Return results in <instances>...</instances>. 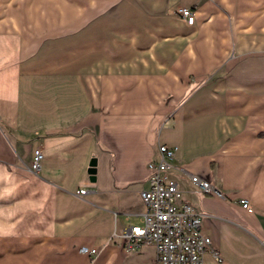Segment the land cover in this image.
Listing matches in <instances>:
<instances>
[{"label":"crops","instance_id":"0c3cea01","mask_svg":"<svg viewBox=\"0 0 264 264\" xmlns=\"http://www.w3.org/2000/svg\"><path fill=\"white\" fill-rule=\"evenodd\" d=\"M163 143L204 263L264 264V0H0V264H159L122 234Z\"/></svg>","mask_w":264,"mask_h":264},{"label":"built area","instance_id":"2783aa9c","mask_svg":"<svg viewBox=\"0 0 264 264\" xmlns=\"http://www.w3.org/2000/svg\"><path fill=\"white\" fill-rule=\"evenodd\" d=\"M178 13L189 24L194 23L196 16L191 7H179ZM175 153V146L159 144L158 156L149 161L150 186L141 192L146 210L139 224L124 229V246L133 251L143 244H154L159 264H205L204 254L212 249V241L202 230V214L183 199L178 182L169 176ZM42 156L41 148H37L30 166L32 170L40 169ZM190 180L202 193H220L209 181L197 175H191ZM78 192L84 195L87 190L81 188ZM239 202L249 212L254 211L247 198ZM80 251L94 256L99 250L82 246ZM214 254L221 259L217 251Z\"/></svg>","mask_w":264,"mask_h":264},{"label":"rangeland","instance_id":"374dc122","mask_svg":"<svg viewBox=\"0 0 264 264\" xmlns=\"http://www.w3.org/2000/svg\"><path fill=\"white\" fill-rule=\"evenodd\" d=\"M66 28H68L69 29V27H66ZM68 49H70L68 46H67V41L65 42V48H64V50L66 51L65 52V57L67 58H70L72 55H73V51L72 50H68ZM98 65V64H97Z\"/></svg>","mask_w":264,"mask_h":264},{"label":"water","instance_id":"95a60500","mask_svg":"<svg viewBox=\"0 0 264 264\" xmlns=\"http://www.w3.org/2000/svg\"><path fill=\"white\" fill-rule=\"evenodd\" d=\"M89 172H91V173H93V174L95 173V166H94L93 163L90 164Z\"/></svg>","mask_w":264,"mask_h":264},{"label":"bare ground","instance_id":"6f19581e","mask_svg":"<svg viewBox=\"0 0 264 264\" xmlns=\"http://www.w3.org/2000/svg\"><path fill=\"white\" fill-rule=\"evenodd\" d=\"M84 253V252H83Z\"/></svg>","mask_w":264,"mask_h":264}]
</instances>
